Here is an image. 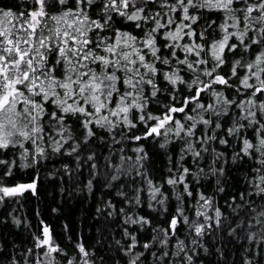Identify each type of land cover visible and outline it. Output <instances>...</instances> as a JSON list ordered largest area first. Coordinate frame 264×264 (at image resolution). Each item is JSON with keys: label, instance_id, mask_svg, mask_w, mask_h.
Instances as JSON below:
<instances>
[{"label": "snow or ice", "instance_id": "1", "mask_svg": "<svg viewBox=\"0 0 264 264\" xmlns=\"http://www.w3.org/2000/svg\"><path fill=\"white\" fill-rule=\"evenodd\" d=\"M52 160L94 243L10 238ZM0 264H264V0H0Z\"/></svg>", "mask_w": 264, "mask_h": 264}, {"label": "trees", "instance_id": "2", "mask_svg": "<svg viewBox=\"0 0 264 264\" xmlns=\"http://www.w3.org/2000/svg\"><path fill=\"white\" fill-rule=\"evenodd\" d=\"M41 164H43L44 167L39 169L42 178L39 200L27 196L21 200L19 204H13L11 208L8 209V211L15 209V215L25 221L19 228L12 227V235L10 238L16 239L15 234L20 233L27 242V240L30 239L28 229L29 227L33 230L35 229L38 221L37 211H39L40 217L53 227L58 240L61 239L59 234L63 233L64 236H83L85 239L91 237L92 239L89 240V242L94 243L97 236V229L100 227L98 219L95 218V208L98 204V197L100 195L99 191L94 189L96 192V197L94 198L89 195L86 190H78L82 185H80L79 180H77L75 176L72 182H67V178L61 181L57 175H47L52 172L54 168L58 169L60 167V161L58 160L41 161ZM162 166L165 168L167 166V161L164 157L156 162L155 169L152 173L156 179H159L161 175ZM82 171H84L85 174L81 179L86 183L87 170L84 169ZM229 175L235 177L237 173L230 172ZM214 183L213 181V185ZM213 185L208 186L209 191ZM61 189H63V191H61ZM144 207L146 208V205ZM16 242L20 243V240L16 239Z\"/></svg>", "mask_w": 264, "mask_h": 264}]
</instances>
